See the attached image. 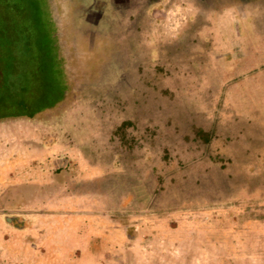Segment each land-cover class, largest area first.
I'll return each instance as SVG.
<instances>
[{"label":"rangeland","instance_id":"obj_1","mask_svg":"<svg viewBox=\"0 0 264 264\" xmlns=\"http://www.w3.org/2000/svg\"><path fill=\"white\" fill-rule=\"evenodd\" d=\"M88 2L0 0L26 88L0 116L44 92L54 26L71 80L0 120V264H264V1L126 0L104 28Z\"/></svg>","mask_w":264,"mask_h":264},{"label":"trees","instance_id":"obj_2","mask_svg":"<svg viewBox=\"0 0 264 264\" xmlns=\"http://www.w3.org/2000/svg\"><path fill=\"white\" fill-rule=\"evenodd\" d=\"M52 38L49 42V48H43L40 51L42 57V68L45 75L49 74L50 79H42L44 92L36 97L34 102L24 100H14V104L17 106L18 111L9 115L0 116V120L4 118H19L25 117L32 119L36 116H40L48 111H53L56 107L65 100L69 92V79L70 74L68 73L67 65L65 63L64 56L62 54L58 38L55 34L57 31L51 30ZM57 35V34H56ZM0 104H3L6 97L15 95V89L26 88L23 85V76L21 75V65L18 63V52L13 48L7 50V46L12 45L9 42L3 44V40L0 38ZM3 45V46H1ZM6 46V47H5ZM51 74V76H50ZM55 78L57 81L55 82ZM52 84V85H50ZM47 93L51 96H47Z\"/></svg>","mask_w":264,"mask_h":264},{"label":"crops","instance_id":"obj_3","mask_svg":"<svg viewBox=\"0 0 264 264\" xmlns=\"http://www.w3.org/2000/svg\"><path fill=\"white\" fill-rule=\"evenodd\" d=\"M87 1H89L88 2V6L90 5L89 11H88V17H87V19H86V17H83V15L81 17L84 20H86V21L89 20V22H90L89 25L92 26V27L94 26L95 28H100L99 24H101V26L104 28V20H105L106 10H108L109 8H112L114 11H117V10L120 9V6L124 2H126V0H87ZM235 1L237 3H239L238 5L240 6V8H241L240 11L242 12V9L244 7L242 4H244L245 7H248L249 6L248 4L259 3V2L264 1V0H235ZM54 27H55V30H57V33H58L59 32L58 26L57 27L54 26ZM57 35H60V34H57ZM58 40H59V38H58ZM60 42L63 43L64 42V38H62V40L60 39L59 43ZM64 45L60 46L61 51L63 53H65L64 50H63ZM68 58H66V60ZM65 63H66V61H65ZM48 112H52V111H48ZM48 112H46V113H48ZM46 113H43L40 116H36V117H34L32 119H27V120H29V122H20V123H22L21 125H25V126L26 125L32 126L33 124H31V122H30L31 120H36V121L39 120V121H41V119L43 118L42 115H45ZM43 121L44 120H42V122ZM44 146H48V147L53 146V140H51L50 143L45 142ZM49 151H50V149H49ZM49 151H48V153H49ZM54 164H55V158L52 155L47 154L45 165H47V167H48V166L54 165Z\"/></svg>","mask_w":264,"mask_h":264}]
</instances>
